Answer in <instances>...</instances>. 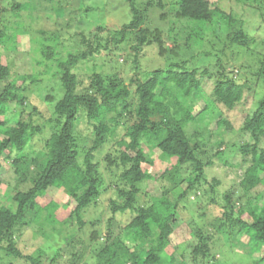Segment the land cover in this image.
<instances>
[{"label": "trees", "instance_id": "1", "mask_svg": "<svg viewBox=\"0 0 264 264\" xmlns=\"http://www.w3.org/2000/svg\"><path fill=\"white\" fill-rule=\"evenodd\" d=\"M125 1L129 17L125 15L117 34L104 43L97 33L88 37L81 34L86 49L77 53L70 51L60 58L53 45L47 44L46 51L35 47L36 52H43L45 59H56L53 67L44 72L49 78H57L64 92L60 98L47 97L54 104L52 114L46 118L39 105H35L34 94L31 95V86L40 81L42 73L25 74L18 81L17 59L27 55L19 43L22 35L30 33L31 24L42 12L61 14L64 16L61 27L71 26L70 17L76 16L78 4L74 6V14L65 16L68 11L63 7L70 0H0V260L4 255L24 258L31 264H57V257L48 258L43 252L37 256L25 255L15 240V231L20 226L32 222L42 224V214L47 211L45 220L67 224L75 232L89 235L85 239L78 234L73 237L70 242L76 241L81 246L65 264H88L84 260L88 249L94 253L92 264H187L176 263V249L170 241V236L184 221L179 205L192 193L197 194L201 182L206 180L205 169L214 164V157L230 147H239L243 153L252 154L237 188L240 193L236 195L233 188L209 200L221 207V215L216 217L222 222L217 229L212 225L214 219L198 227L199 243L194 254L207 259L206 264H213L210 260L215 254L212 252L214 239L224 234L227 227L238 225L262 251L255 256L253 264H264V207L245 208V204L236 203L264 181L261 175L264 172V146H261L264 51L259 49L260 45L264 46V40L260 45L256 43L245 29L244 18L235 10L221 8L217 0H177L175 17L185 20L190 28L185 43L180 44L177 37L171 38L170 33L167 37L160 26L151 24L152 13H159L157 18L162 23L170 17L167 0H146L143 5L140 0ZM240 1L255 8L264 21V0ZM25 10L31 22L24 19ZM207 24L228 29L225 36L219 33L215 42L209 41L211 48L218 47L216 53L202 45L209 30ZM111 39L120 51L127 53L126 70L129 68L132 73L130 81L135 91L126 84L125 72L120 69L112 73L99 72L91 66H87L86 73L78 70L81 62L102 48L107 49ZM169 41L174 43L170 47ZM151 46L156 47L163 64L144 73L140 69L142 52ZM184 50L190 55H185ZM4 51L12 53L6 61ZM110 61L118 62L112 58ZM204 77L215 80L211 92L205 88ZM251 91L258 95L257 101L239 126L251 139L234 143L225 135L235 130L234 122L225 113L247 104ZM198 97H202L204 105L196 112L195 98ZM28 107L32 112L26 116ZM215 109L220 111L219 117L206 125L212 122V134L220 131L221 138L213 154L201 155L203 130L209 127H194L192 134L187 127ZM83 118L90 125L89 131L80 125ZM47 125L51 126V133L44 147L38 148L34 139L45 133ZM154 149L170 159L172 166L161 172L146 171L143 164ZM4 161L9 162L18 182L11 195L1 191L10 171ZM113 167L122 169L119 177L123 185L115 183L121 199L109 202L112 215L103 235L101 221L86 219L84 212L93 204H100L108 191L105 175L113 174ZM161 180H168L170 185H161ZM23 181H30L31 185L20 188L19 182ZM213 182L215 192L219 180L214 178ZM143 185L148 187L143 189ZM60 188L69 195L68 202L63 204L67 217L62 220L55 214V209L62 205L60 201L49 200L45 205L39 201L50 198ZM3 199L7 201L2 202ZM127 211L133 214L131 221L125 227H116L117 214ZM31 212L33 217L28 220ZM200 215L207 217L204 207ZM247 215L250 221L246 220ZM87 224L96 226L91 233L85 231ZM126 238L131 242H125Z\"/></svg>", "mask_w": 264, "mask_h": 264}, {"label": "rangeland", "instance_id": "2", "mask_svg": "<svg viewBox=\"0 0 264 264\" xmlns=\"http://www.w3.org/2000/svg\"><path fill=\"white\" fill-rule=\"evenodd\" d=\"M22 1V0H20ZM67 4H64V9H67L68 13L65 16H70L75 13L74 6L78 4L76 16L71 18V26L67 28L61 27L60 23H64L63 15L55 13H46L42 12L41 15L36 16V20L31 24L32 28L30 29L29 34H25L21 36V41L19 43V48L24 54H27L26 57H19L17 59V64L19 69L18 73V81H22L25 74H37L42 73L40 77V81L35 85L31 86L33 88L31 95L34 94L35 105H39L42 110L44 116L47 118L52 114L53 111V102H51L47 97L49 95H54L57 98L63 96V89L58 84L57 78H49V75H45L46 70L53 67L56 59H45V55L40 50L38 52L35 51V47L38 49H42L46 51L47 44L55 46V51L58 52V58L65 57L68 52L72 51L73 53H77L78 51H82L86 49L84 44L82 43V36L84 34L86 37L92 34H99L102 38L103 43L110 39L112 36L116 35V30L120 29L121 24L125 21L126 17H129V7L128 2L125 0H70ZM218 4L221 8L226 10H235L239 14V16L243 17L246 21L245 29L248 31L249 35L256 39V43L259 45L260 42L264 40V21L261 16L257 13L255 8L251 6L245 5L240 0H217ZM146 0H140V3H145ZM177 0H167L168 12H170V17L166 20V22L162 23L158 20L159 13H152L151 16V24L152 27L160 26L163 29V32L170 33L171 38L173 36L179 39L180 44H184L186 41V37L188 32H190V28L185 20L178 19L175 17V11L177 9L174 4ZM6 3V2H5ZM10 7V5H7ZM70 12V13H69ZM44 14V15H43ZM24 19L28 18V12L25 10L23 12ZM32 21V20H31ZM29 19V22H31ZM57 24L60 27L56 26ZM208 33L205 36V42L202 44L203 46L209 49L212 45L209 41L215 42L216 35L222 34L225 36L228 29L224 26L216 27L215 25L207 24ZM103 29V31H99V29ZM186 28V29H185ZM235 28V27H233ZM44 30L43 33L40 30ZM234 30V29H231ZM216 31V33H214ZM116 32V34H115ZM172 32V33H171ZM58 37L59 39L53 40V37ZM165 37V39H167ZM49 39L50 42H46L45 40ZM53 40V41H52ZM172 41L168 42V46L173 45ZM108 48H102L101 51H98L94 56L90 57L88 60L80 63L78 70L83 73L87 71V66L95 67L99 72H107L112 73L118 69L122 70L125 75L126 84L130 85V87L135 91V85L131 84L130 77L132 73L130 70H126V55L127 53H123L119 48L115 46V43L112 39L108 42ZM202 46V47H203ZM198 50L200 49L199 47ZM218 48V47H216ZM216 48H211L215 53ZM259 49L264 51V46L260 45ZM198 50L195 51L198 52ZM185 51V50H184ZM36 52V54L34 53ZM188 50L185 51V55L189 56ZM12 57V53H8L4 51V61L10 59ZM57 58V59H58ZM118 60L117 64L112 63L110 59ZM215 58L214 56L212 57ZM253 59V58H250ZM246 61V59L242 58V61ZM213 62V61H211ZM160 63L163 64V59L159 57L158 51L156 47H147L142 52L141 56V64L140 69L145 72L151 71L155 66H158ZM210 62H208L209 64ZM200 62L198 63V66ZM201 66V65H200ZM236 68V67H235ZM251 69V68H250ZM214 78L204 77V85L205 88L211 92L214 86ZM160 88V87H159ZM160 90V89H158ZM199 98V99H198ZM195 98L196 112L204 105V100L202 97ZM258 95L255 92L249 93V101L247 104H242L235 111L226 112L225 116L228 117L234 122L235 130L232 133L225 134L227 137H231L230 141L236 143L243 142L246 140H250L251 137L247 133H243L239 126H241L242 121L246 115V113L251 110L257 101ZM42 100L43 103L40 102ZM11 105H15L11 103ZM40 110V111H41ZM32 108L28 107L25 114L26 116L31 114ZM220 111L215 109L212 114H207L204 118L200 119V121L196 123H191L187 129L189 133H193V129H197V126L201 129L208 126L206 125L209 121H215L219 117ZM38 118V115H34ZM213 121V122H214ZM82 129L88 130L90 125L86 122V119L83 118V122L80 124ZM49 126V125H47ZM203 130L204 132V142L202 143L201 155L202 154H213L214 150H217L216 143L221 138L220 131L212 134V122ZM205 129V128H204ZM51 126H49L45 133L39 134L34 139V145L38 148H43L45 145V139L51 133ZM229 134V135H228ZM231 142V143H232ZM239 144V143H238ZM261 146H264V138L262 139ZM99 156V154H98ZM81 159L83 156L81 155ZM100 157V156H99ZM252 158V154L243 153L239 147H230L226 150L224 154H221L217 157H214V164L207 166L205 169V179L201 182V186L197 191V194L192 193V195L182 202L179 205L180 214L183 216V223L181 226L170 236V241L173 244V248L176 249L175 257L176 263L185 262L187 264H206L207 259H204L202 255H195L194 249L199 243V236L197 235L198 227H203L206 225V222L209 220H213V228H218L221 219H217L216 216L221 215L222 209L220 206L216 204H211L210 199L216 195H222L224 192L235 188L239 195L240 190L239 187L241 179L244 177V173L246 168L250 165V160ZM8 161H4V166L8 171L6 176V181L1 186V191H7L9 195L13 194L16 190V184H18L16 176L13 174L11 166H9ZM172 166V161L164 154L161 153L159 149H154L148 155L147 162H144L143 167L148 172L163 171L167 167ZM114 168L113 174L106 173V179H108L105 183V187L108 186V191L103 194L102 199L100 200V204H93L88 210L84 212V217L88 220L91 219H99L101 221L102 234L105 235V229L108 218L112 215L110 210V201L111 199L120 200L121 197L119 195L118 190L115 188V183H121L120 173L122 169ZM105 170V169H104ZM105 172V171H104ZM108 172V171H106ZM261 175H264V172H261ZM108 177V178H107ZM216 178L219 180V183L215 186V192L212 191L213 187V179ZM161 185L169 186L170 182L168 180H161ZM159 184V183H158ZM31 185L30 181L19 182L20 188H27ZM147 185H143V189L147 188ZM172 194V193H170ZM50 201L59 202L60 206L55 209V214L59 219H65L67 217V209L63 205L68 202L69 195L64 192L63 188H60L59 191H54L50 194V198L44 197L40 198V204L45 205ZM57 200V201H56ZM7 199H3L2 202H6ZM237 205L242 203L245 204V208H253L264 207V181L257 185L252 191L248 193L246 197L242 200L236 202ZM74 204L71 203L70 207H73ZM205 208L207 213V217H201L202 208ZM48 216L47 211H44L42 214L43 223H31L26 226H20L17 231H15V240L18 242L23 253L32 254L37 256L40 252L46 253V256L49 258L57 257V264H65L68 262V259L73 255V253L78 252L81 244L75 241L72 243L73 237L81 235L85 238H89V235L85 234L83 231L81 233L75 232L72 227L67 224L61 225L59 222H49L45 220ZM33 217V212L28 214L27 219L30 220ZM133 214L130 211L126 213H118L117 219L115 222L116 227H125V225L131 221ZM216 217V218H215ZM246 220H251L250 216H246ZM99 226V225H98ZM97 226V227H98ZM99 226V227H100ZM42 227V228H41ZM96 226L91 227L90 224H87L85 227V231H89L91 233L92 229ZM40 228L43 231H46L47 235L44 236L43 232L40 231ZM124 234L122 237L124 238ZM225 234V235H224ZM224 234H218L216 239H214L212 245V252L215 254L212 256L211 260L213 264H253L255 260V256L261 255L262 251L257 247L256 243L251 239V237L244 232L242 227L238 225H234V227H227ZM72 241V242H70ZM125 242H131L127 238ZM217 250V251H216ZM3 259L0 260V264H31L26 261L24 258H16L10 256H4ZM85 262L88 264H92L94 262V253L92 249H88L85 254ZM209 260V259H208ZM47 263V261H46ZM211 264V262H210Z\"/></svg>", "mask_w": 264, "mask_h": 264}]
</instances>
